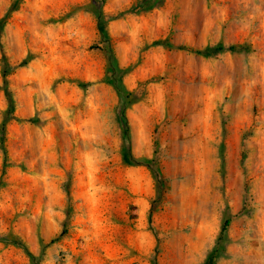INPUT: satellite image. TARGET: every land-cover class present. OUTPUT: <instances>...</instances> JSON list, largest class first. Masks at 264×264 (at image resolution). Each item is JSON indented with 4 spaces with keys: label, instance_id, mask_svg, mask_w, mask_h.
I'll return each mask as SVG.
<instances>
[{
    "label": "rangeland",
    "instance_id": "1",
    "mask_svg": "<svg viewBox=\"0 0 264 264\" xmlns=\"http://www.w3.org/2000/svg\"><path fill=\"white\" fill-rule=\"evenodd\" d=\"M226 218L264 264V0H0V264H205Z\"/></svg>",
    "mask_w": 264,
    "mask_h": 264
},
{
    "label": "trees",
    "instance_id": "2",
    "mask_svg": "<svg viewBox=\"0 0 264 264\" xmlns=\"http://www.w3.org/2000/svg\"><path fill=\"white\" fill-rule=\"evenodd\" d=\"M100 25L101 24V21H100ZM219 49H224V48H219ZM5 75H7V72H4ZM6 94L8 96V99L10 100V105L12 106L13 104V98L11 96V92L9 91V89H6ZM4 131V130H3ZM156 177H157V174H155ZM230 222H231V219L230 218H226L223 225H222V229L220 231V234L218 236V241H217V245L211 250V252L209 253L208 255V260L205 262V264H212V258L214 256V254L217 252V250L219 249V247H223V242L224 240L227 239V231H228V228H229V225H230Z\"/></svg>",
    "mask_w": 264,
    "mask_h": 264
}]
</instances>
